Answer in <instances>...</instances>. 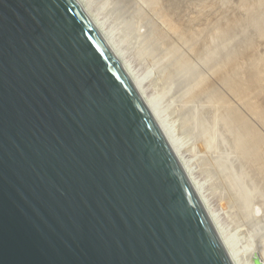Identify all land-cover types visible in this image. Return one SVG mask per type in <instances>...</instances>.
Returning <instances> with one entry per match:
<instances>
[{
    "label": "water",
    "instance_id": "95a60500",
    "mask_svg": "<svg viewBox=\"0 0 264 264\" xmlns=\"http://www.w3.org/2000/svg\"><path fill=\"white\" fill-rule=\"evenodd\" d=\"M0 264H232L76 0H0Z\"/></svg>",
    "mask_w": 264,
    "mask_h": 264
},
{
    "label": "rangeland",
    "instance_id": "374dc122",
    "mask_svg": "<svg viewBox=\"0 0 264 264\" xmlns=\"http://www.w3.org/2000/svg\"><path fill=\"white\" fill-rule=\"evenodd\" d=\"M78 1L83 4L95 26L101 29L112 45L116 57L134 79L145 103L157 119L174 132L175 139L179 141L180 146L182 145L183 163L189 170H195L192 176L194 185L202 195L209 215L212 213L211 220L226 245V251L232 255L234 264H255L252 256L256 248L261 244L264 247V188L255 184L254 189L252 173L247 172V175L244 168H241L238 154L231 148L224 133L220 131L221 128L217 129V124L221 126L218 119H216L218 123L215 122L216 127L212 129L214 134L215 128L217 130L213 142V146L216 143L215 146L211 145L208 148L203 144V134L206 129L202 130V120L213 104L204 98L187 102L185 94L190 86L196 83L198 84L196 86H201L203 82L209 81L216 93L229 99L230 104L238 108L248 122L240 131L235 146L245 159L251 158L255 164L260 161L258 167L264 172V119L259 115V117L255 115L256 118L246 112L243 109V101L233 99L231 87L227 83L217 82L212 75L214 73L210 64L214 61L222 70L226 67L229 56L234 55L238 65L236 71L243 76L240 81L250 83L251 79L247 76L252 75L251 77H255L254 80L257 82V84L253 82L254 88L251 86L253 90L251 97L254 99V101L251 99V103L258 101L261 96L258 102L264 107V86H262L264 85V0H175L179 5L171 8L173 9L171 13L168 12L167 3H163L168 0L161 1L163 4L160 3L162 5L158 9L154 7L153 0ZM154 29L157 34L160 33L161 40L155 37L161 47L157 43V46L156 44L154 46L147 41L150 32ZM199 45L204 47L201 54L197 49ZM159 47L161 51L158 53ZM244 77L249 80H244ZM257 80L263 83L260 84L261 81ZM257 104V102L252 104V108L257 112L259 107L257 114L262 113L264 108ZM236 122H239L237 117L232 116L231 123ZM205 147L208 151L204 149ZM207 160L212 166L221 167L219 168L221 177L227 176L231 178H228L229 182L233 180L236 185L238 183L237 186L240 187L238 191L244 194L242 196L238 193L239 196L241 195L244 200L249 198L253 202L250 208L252 210L244 209L245 204L242 208L232 201L228 203L229 200H223L224 196L217 184L218 177L208 174L203 167V161ZM221 164L227 166L225 168L229 169L230 172L227 173L229 175H226L225 169L221 171L223 167ZM259 188L261 190H258Z\"/></svg>",
    "mask_w": 264,
    "mask_h": 264
},
{
    "label": "bare ground",
    "instance_id": "6f19581e",
    "mask_svg": "<svg viewBox=\"0 0 264 264\" xmlns=\"http://www.w3.org/2000/svg\"><path fill=\"white\" fill-rule=\"evenodd\" d=\"M78 3H79V5L82 7V9L84 10V12L88 15V13H87V11H86V9L84 8V6H83V4H81L78 0H76ZM149 1H152V0H149ZM163 2V0H153V2H154V7L156 8V9H158L163 3L165 4V3H167V8H168V12L169 13H171L172 12V10L173 9H171V8H173V7H175V6H177V5H179V3L177 2V3H175V0H168V2ZM160 3H162L161 5H160ZM182 8H184V7H182ZM185 9V8H184ZM181 10V9H180ZM179 10V11H180ZM183 10V9H182ZM179 11H177L178 12V14H179ZM88 17H89V15H88ZM90 18V17H89ZM91 19V18H90ZM92 21V23H93V25L95 26V24H94V22H93V20H91ZM96 27V26H95ZM150 27V26H149ZM98 30H99V32L101 33V35L103 36V38L106 40V42L109 44V46H110V48L113 50V47H112V45L109 43V41L105 38V35L103 34V32L101 31V29L99 28V27H96ZM156 32V29H154V30H152L151 32H150V35L148 36V40L147 41H149V44H153L154 46H155V44L157 43L160 47H161V45H160V43L156 40V37L159 39V40H161V38H160V33H158L157 34V32ZM156 36V37H155ZM143 38V37H142ZM256 41H258L257 39H256ZM261 41V40H260ZM145 42H146V40H145ZM148 43V42H147ZM255 43V42H254ZM157 44H156V46H157ZM255 45V44H254ZM147 46V45H146ZM152 46V45H151ZM160 47H159V49H158V53L161 51V49H160ZM156 48V47H155ZM153 49V48H152ZM157 49V48H156ZM197 49H198V52H199V54H201L202 52H203V50H204V47L202 46V45H199V46H197ZM249 49V48H248ZM247 50V49H246ZM113 53H114V55H115V52H114V50H113ZM116 56V55H115ZM231 56V57H230ZM229 56V59H227V57H226V59H227V61H228V63H227V65H226V67L223 69L222 68V70H220V67L218 68V66H217V64L214 62V61H212V62H210V64L212 65V70H213V73L214 74H212L214 77H215V79H217V82H222V83H227L228 84V86H230L231 87V94L233 95V99H235L236 101L237 100H239L240 99V102H242L243 101V104H244V107H243V109L246 111V112H248V113H251V114H253L254 116L255 115H257V117H259V116H261V118H263L264 119V109H263V112L262 113H259V114H257V112L259 111L258 109H259V107H257V112H255L254 111V109L252 108V104H256V102L258 103V104H260L259 102H260V98H261V96H260V98H259V102L258 101H256V102H254V103H251V99L254 101V99L251 97L252 96V93H253V90L251 89V86H253L254 85V83H256L257 84V82L254 80V78H252L251 76L249 77V75L247 76V78H249V79H251L250 81L253 83H249V81H246V82H244L243 80H241V81H243V82H241L240 81V79H241V77H243V76H241L240 74V72H238L237 73V69H238V65L236 64V58H234V55H230ZM117 58V57H116ZM118 59V58H117ZM218 59V58H217ZM216 61V60H215ZM119 62H120V60H119ZM223 62V61H222ZM242 62V61H241ZM213 63V64H212ZM218 63H221V62H218ZM224 63V62H223ZM120 64H121V62H120ZM122 65V67L124 68V70H125V72H126V74L128 75V77L130 78V80L132 81V83H133V85H134V87L136 88V90H137V92H138V94L140 95V92L138 91V88H137V85H136V83H135V81H134V79L130 76V74H129V72L127 71V69L123 66V64H121ZM225 65V64H224ZM237 67V68H236ZM255 68V67H254ZM241 70V69H240ZM239 70V71H240ZM193 72V71H192ZM244 72H246L245 70H244ZM182 73V72H181ZM210 73V72H209ZM240 73V74H239ZM243 73V72H242ZM177 74H178V72H177ZM199 74V73H198ZM204 74V73H203ZM238 74L240 75V76H238ZM247 74V73H246ZM249 74V73H248ZM243 75V74H242ZM260 75V74H259ZM176 76V75H175ZM240 77V78H238V77ZM245 76V75H244ZM177 78V77H176ZM247 78H245L244 77V80L245 79H247ZM249 79H247V80H249ZM201 80V79H200ZM238 80H239V82H238ZM253 80V81H252ZM257 81H259V80H257ZM261 81V80H260ZM259 81V82H260ZM248 82V83H247ZM196 83V82H195ZM201 83V82H200ZM263 82L261 81L260 82V84H262ZM252 84V85H251ZM259 84V83H258ZM196 85H198L197 83H196ZM196 85H192V86H190L189 87V89H187L186 91H188L185 95H186V98H187V102H193L194 100H196V99H198V98H204L207 102H210V104H213V107H211V109H209L208 111H206V114H205V117L203 118V117H201V118H203V120H202V126H203V129L202 130H204V129H206V131H205V134H203V137H204V139H203V144H205V146L207 147L208 146V148L209 147H211V145L213 146V142H215L214 140L216 139L215 137H216V128H215V134H214V132H213V127H216V123L215 122H217L218 123V121H219V123H220V125L221 126H218V124H217V129L219 130V127L221 128L220 129V131L221 132H223L224 133V135H225V138H226V140H228V143L230 144V146H231V148L233 149V151L234 152H236L238 155V157L240 158L239 160H240V164H241V168H244V170H245V173H247V172H249V173H252V175H253V181H252V183L254 182V184H252V185H254V189H255V184L256 185H262L263 187H261V188H264V172L258 167V164H260V161L258 162V163H253L252 161H251V158L250 159H248V158H246L245 159V156H241L240 155V152L237 150V147L235 146V142H236V140H237V137H238V135H239V133H240V131H242L246 126H247V121L244 119V117L242 116V114L239 112V110H238V108H236L234 105H231L230 104V100L229 99H227V98H225V97H223V96H221L220 94H218V93H216L215 92V89L213 88V85L209 82V81H205V82H203V84L201 85V86H196ZM255 86V85H254ZM254 86L252 87V88H254ZM262 86H264V85H262ZM185 91V92H186ZM264 92V91H263ZM260 93V92H259ZM140 97L142 98V96L140 95ZM229 97H231V96H229ZM186 98H185V100H186ZM183 99H184V97H183ZM183 99H182V102H183ZM142 100L144 101V99L142 98ZM229 100V101H228ZM232 101V100H231ZM144 103H145V101H144ZM184 103V102H183ZM232 103V102H231ZM146 104V103H145ZM242 104V105H243ZM258 104H257V106H258ZM181 105V104H180ZM261 105V104H260ZM146 106H147V108L149 109V111H150V113H151V115L153 116V118H154V120H155V122L157 123V125L159 126V128H160V130L162 131V133H163V135L165 136V138H166V140H167V142H168V144H169V146L171 147V149H172V151H173V153H174V155H175V157H176V159L178 160V162H179V164L181 165V167H182V169H183V171H184V173H185V175H186V177L188 178V180H189V182H190V184H191V186H192V188H193V190H194V192L196 193V195H197V197H198V199H199V201H200V203H201V205H202V207L204 208V210H205V212H206V214H207V216L209 217V219H210V222L212 223V225H213V227H214V229H215V231H216V233H217V235H218V237L220 238V240H221V242H222V244H223V246H224V248H226V245H225V243H224V241L221 239V237H220V235H219V233H218V231H217V229L215 228V226H214V224H213V222H212V220H211V217H210V215H212V213H210V215H209V212H208V207H206V204L204 203V201H203V199H202V195L199 193V190L195 187V185H194V182H193V179H192V176H193V173L195 174V170H189L185 165H184V163H183V159H182V155H183V153H182V145L180 146V144H179V141H177L176 139H175V135H174V132H172V130L168 127V126H166L164 123H162V121H159L158 119H157V117L155 116V114H154V112L148 107V105L146 104ZM210 106V105H209ZM209 106H208V108H209ZM242 107V106H241ZM261 108H264L262 105L260 106ZM205 108V107H204ZM207 108V109H208ZM260 108V109H261ZM256 110V109H255ZM256 113V114H255ZM259 115V116H258ZM232 116H236L237 117V120L239 121V122H236V123H234V124H232L231 123V119H232ZM195 117V116H194ZM256 117V116H255ZM256 117V118H257ZM216 119H218V121H216ZM258 119H260V118H258ZM195 120V119H194ZM201 120V119H200ZM262 120V119H261ZM190 121V120H189ZM194 122V121H193ZM190 123V122H189ZM215 123V124H214ZM192 124V123H191ZM199 124V123H198ZM195 125V124H194ZM185 127V126H184ZM196 127V126H195ZM192 128H194V127H192ZM187 130V129H186ZM193 132H194V130H193ZM192 132V133H193ZM202 132V131H201ZM195 133V132H194ZM199 133V132H198ZM197 133V134H198ZM220 134V133H219ZM205 135V136H204ZM195 136V135H194ZM217 136H218V133H217ZM191 137V136H190ZM196 137V136H195ZM201 137V136H200ZM197 138V137H196ZM202 138V137H201ZM221 138V137H220ZM222 139V138H221ZM224 139V138H223ZM217 142V141H216ZM218 143V142H217ZM227 143V142H226ZM215 144L216 143H214V146H215ZM218 145V144H217ZM227 145V144H226ZM196 146V145H195ZM204 146V145H203ZM213 146V147H214ZM200 147H202L201 145H200ZM206 147L204 148V149H206ZM219 147V146H218ZM222 147H224V146H222ZM220 148V147H219ZM213 149V148H212ZM214 149H216V148H214ZM213 149V150H214ZM224 149H225V147H224ZM227 149V148H226ZM229 149V148H228ZM232 149H230V152L232 151ZM201 150V149H200ZM207 150V149H206ZM196 151V150H195ZM203 151V150H202ZM208 151V150H207ZM204 152V151H203ZM203 152H202V154H203ZM230 152H229V154H230ZM212 153L213 154H215L214 153V151H212ZM217 153H218V151H217ZM224 153V152H223ZM232 153V152H231ZM212 154V155H213ZM226 155H227V152L225 153ZM229 154H228V156H229ZM235 154V153H234ZM208 155V154H207ZM210 155V154H209ZM198 156V155H197ZM203 156V155H202ZM215 156V155H214ZM219 155L217 154V157H218ZM221 156V155H220ZM207 157V156H206ZM205 157V158H206ZM227 157V156H226ZM231 157V156H230ZM236 156L234 155V158H235ZM209 158V157H208ZM220 159H222V158H220ZM230 159V158H229ZM202 160H203V157H202ZM236 160V159H235ZM209 161H210V159H209ZM208 160L207 161H203V167H205L206 168V170H207V172H208V174L210 173V174H212V175H214L215 176V178H216V176L218 177V188L220 189V192L222 191V195L224 196L223 197V200H229L228 201V203H231V201H232V203H235V204H238L239 206H241L242 208H244V207H246V208H244V209H246L247 210V208L248 209H250V208H252V205H251V203H253L249 198H246V200H244L243 199V197H240L243 193H240L238 190H239V188L240 187H238L237 185H238V183H237V185H236V183L233 181V180H231L230 182H229V179H231V178H229V177H227V176H223V177H221V173L219 172L220 171V169L219 168H221V167H217V166H212L211 164H210V162H209ZM225 161V160H224ZM217 162V161H216ZM228 163V162H227ZM230 163H231V161H230ZM223 164H225V163H223ZM223 164H221L223 167H222V169H221V171L222 170H224L225 169V171H226V175H229V174H227V173H229L230 171H229V169L227 168H225V167H227L228 165H229V163L227 164V166H224ZM201 165V164H200ZM220 165V166H221ZM237 165H239V164H237ZM202 166V165H201ZM231 166H232V164H231ZM234 167V166H233ZM233 170V169H232ZM242 170V169H241ZM243 170V171H244ZM224 171V172H225ZM228 171V172H227ZM242 172V171H241ZM244 173V172H243ZM234 174V173H233ZM211 175V176H212ZM247 175H248V173H247ZM209 176V175H208ZM226 177H227V179H226ZM250 177L251 176H249V179H250ZM229 178V179H228ZM246 179V178H245ZM227 180H228V182H227ZM241 180H243V179H241ZM247 180V179H246ZM248 181V180H247ZM217 182V181H216ZM216 182H215V184H216ZM243 182V181H242ZM248 182H251V180L250 181H248ZM234 183V184H233ZM240 183V182H239ZM232 184V185H231ZM246 184V183H245ZM250 184V183H249ZM236 185V186H235ZM251 185V186H252ZM232 186H235V187H232ZM240 186V185H239ZM253 187V186H252ZM249 189V188H248ZM257 189V188H256ZM245 190H246V188H245ZM258 190H261L260 188L258 189ZM253 191V190H252ZM255 191V190H254ZM242 192V191H241ZM261 191H259V193H260ZM238 193H240L241 195L239 196V194ZM255 193V192H254ZM250 194H251V192H250ZM256 194V193H255ZM262 194V193H261ZM221 195V194H220ZM244 195V194H243ZM242 195V196H243ZM254 195V194H253ZM257 195V194H256ZM263 195V194H262ZM244 201H243V200ZM248 199H249V202H248ZM254 199V198H253ZM241 201H242V203H241ZM245 201L246 202H248V203H245ZM227 203V202H226ZM243 204H245L244 205V207L242 206ZM247 204V205H246ZM240 208V207H239ZM264 209V208H263ZM230 210V209H229ZM250 210H252V209H250ZM249 211V210H248ZM237 215V214H236ZM239 216V215H238ZM248 216V215H247ZM234 217H236V216H234ZM240 217V216H239ZM244 217H245V215H244ZM244 219V218H243ZM242 219V220H243ZM237 220V219H236ZM246 222V221H245ZM251 223V222H250ZM243 224V223H242ZM247 224V223H246ZM249 224V223H248ZM263 244H261V246H259V247H257L256 248V251L254 252V254H253V256H252V259L254 260V261H259L261 264H264V247L262 246ZM227 249V248H226ZM225 249V250H226ZM227 252V251H226ZM227 254H228V252H227ZM230 254V253H229ZM228 254V257L230 258V261L232 262V264H234V259H233V257H232V255L230 254L229 255Z\"/></svg>",
    "mask_w": 264,
    "mask_h": 264
}]
</instances>
